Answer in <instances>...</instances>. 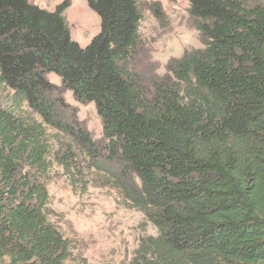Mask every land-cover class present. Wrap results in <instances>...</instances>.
<instances>
[{"label": "trees", "instance_id": "1", "mask_svg": "<svg viewBox=\"0 0 264 264\" xmlns=\"http://www.w3.org/2000/svg\"><path fill=\"white\" fill-rule=\"evenodd\" d=\"M187 1L201 47L146 87L129 65L137 0H87L100 26L85 46L64 3L0 0V262L72 257L49 220L55 166L71 186L112 188L155 229L127 264H264V0ZM46 73L94 104L102 142Z\"/></svg>", "mask_w": 264, "mask_h": 264}, {"label": "rangeland", "instance_id": "2", "mask_svg": "<svg viewBox=\"0 0 264 264\" xmlns=\"http://www.w3.org/2000/svg\"><path fill=\"white\" fill-rule=\"evenodd\" d=\"M29 1L47 10L64 3L70 38L80 46L99 31V18L87 0ZM137 5L141 15L139 42L129 65L149 87L155 77L165 73L170 59L179 57L185 49L201 47V43L189 20L187 0H137ZM45 76L68 104L66 114L73 113L91 137L102 142V124L94 104L76 100L56 74ZM47 190L49 220L74 244L72 257L65 264H127L138 239L155 233L139 211L120 205L108 186L92 181L81 187L71 186L62 170L53 166Z\"/></svg>", "mask_w": 264, "mask_h": 264}]
</instances>
